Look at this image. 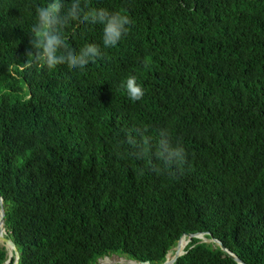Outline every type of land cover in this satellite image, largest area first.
<instances>
[{"label": "trees", "instance_id": "16d2710c", "mask_svg": "<svg viewBox=\"0 0 264 264\" xmlns=\"http://www.w3.org/2000/svg\"><path fill=\"white\" fill-rule=\"evenodd\" d=\"M47 2L0 0V196L18 264H162L197 233L264 264V0H88L128 15L127 35L105 48L103 25L73 21L68 45L103 56L51 70L25 63ZM161 132L185 150L178 168L157 157ZM174 264L237 263L192 238Z\"/></svg>", "mask_w": 264, "mask_h": 264}, {"label": "clouds", "instance_id": "9594fccd", "mask_svg": "<svg viewBox=\"0 0 264 264\" xmlns=\"http://www.w3.org/2000/svg\"><path fill=\"white\" fill-rule=\"evenodd\" d=\"M73 21L103 25L102 42L105 48L116 46L127 35L132 24L131 18L120 11L90 8L88 0H71L70 4L66 0H48L46 4L36 8V21L31 28L25 50V63L29 67L39 65L49 70L58 65L83 69L90 62L102 58L101 48L95 43H88L79 51L68 45L64 29ZM122 86L131 101H139L145 95L134 75L128 76ZM161 137L158 159L165 167L178 168L186 160L183 146L171 145L165 132H161Z\"/></svg>", "mask_w": 264, "mask_h": 264}, {"label": "water", "instance_id": "95a60500", "mask_svg": "<svg viewBox=\"0 0 264 264\" xmlns=\"http://www.w3.org/2000/svg\"><path fill=\"white\" fill-rule=\"evenodd\" d=\"M4 206H3V201L0 196V230L4 231ZM207 235L209 236L210 239H205L204 236ZM192 238H197L200 239L201 242H206V243H213L216 244L223 252L227 254L228 257H230L233 261H235L237 264H243L236 256L228 252L227 249L222 245L220 241H217L214 239L211 234L209 233H197V234H186L183 235L177 242L176 247L174 248V253L171 256V258H167L162 264H174L175 261L183 254V249L180 247V242L182 239H186V244L192 239ZM0 241L2 242V246L7 250V261L4 264H10L11 260L13 259L12 264H18L19 262V257L20 254L15 247L14 243L6 238L5 236H0ZM127 264H150L149 262H136V261H131Z\"/></svg>", "mask_w": 264, "mask_h": 264}, {"label": "rangeland", "instance_id": "374dc122", "mask_svg": "<svg viewBox=\"0 0 264 264\" xmlns=\"http://www.w3.org/2000/svg\"><path fill=\"white\" fill-rule=\"evenodd\" d=\"M0 234L1 235H5V232L4 231H0ZM0 245L2 246V242L0 241ZM174 253V250L172 251V253H170L168 255V258H171V256L173 255ZM121 262H124V263H128L129 260L125 257H120L119 255H116V254H111L107 257H103L101 259H98L94 264H119Z\"/></svg>", "mask_w": 264, "mask_h": 264}, {"label": "bare ground", "instance_id": "6f19581e", "mask_svg": "<svg viewBox=\"0 0 264 264\" xmlns=\"http://www.w3.org/2000/svg\"><path fill=\"white\" fill-rule=\"evenodd\" d=\"M0 231H1V230H0ZM0 236H3V235L0 234ZM186 245H187V244H186V239H182L181 242H180V247H181V249H184ZM126 264H127V263H126Z\"/></svg>", "mask_w": 264, "mask_h": 264}]
</instances>
